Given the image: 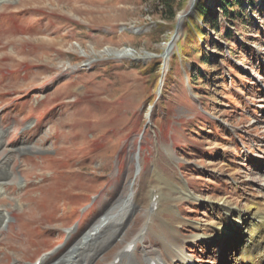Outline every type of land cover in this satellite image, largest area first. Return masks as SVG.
<instances>
[{
    "label": "rangeland",
    "instance_id": "374dc122",
    "mask_svg": "<svg viewBox=\"0 0 264 264\" xmlns=\"http://www.w3.org/2000/svg\"><path fill=\"white\" fill-rule=\"evenodd\" d=\"M177 1L168 22L152 0H0V164L13 174L0 189V264H58L125 209L123 233L101 228L83 264H116L140 236V264H183L174 248L227 264L223 209L264 200V0L231 26L236 39L215 34L208 87L183 59L200 0ZM149 55L164 58L155 88L136 69L151 62H127Z\"/></svg>",
    "mask_w": 264,
    "mask_h": 264
},
{
    "label": "bare ground",
    "instance_id": "6f19581e",
    "mask_svg": "<svg viewBox=\"0 0 264 264\" xmlns=\"http://www.w3.org/2000/svg\"><path fill=\"white\" fill-rule=\"evenodd\" d=\"M154 58H156V56L149 55L148 57L141 59H138L136 57L130 58V61L129 60L127 61L134 63H141V62L144 63ZM5 137L6 134L0 132V147ZM9 169L7 162L0 164V189H2L3 192L5 193L12 191L11 187L5 184V182L9 181V179L13 177V174ZM168 187L173 188L172 183L168 182ZM161 192L159 194L157 193L153 194V197L155 196L157 197V195L158 196L160 195L162 199L163 194H161ZM170 192L172 191L170 190ZM159 205L160 202H158L157 200L156 205L154 204L151 210L157 211L158 209V211L161 212L162 210ZM245 208H246L245 211L244 210L241 211L240 208H238V210H234L228 207H225L223 209L226 218L222 222L223 228L220 229V234L218 235V237L222 238L224 237L225 234H228L229 232L231 233L232 241L228 245L225 255L227 264H264V200L261 203L256 204L255 206L248 203ZM3 211L4 210L0 209V230L6 223L5 222L6 212ZM131 215L132 213H130L126 209L122 214L113 213L108 215V217L105 219L104 222L100 223L99 226L94 229V231H92L86 236V238L82 243L76 246L72 250V252L69 253L67 259L61 260V262L58 264H83L82 260L78 259L79 256H77V254H79L84 249L92 246V242L96 241L100 229L103 228L105 225L107 226V224L115 222L118 232L113 236L110 235L112 236V241H114L126 229ZM114 227L115 226H113V228ZM142 240L143 239L141 236L138 237L133 243L134 245L133 249L130 248L127 250V252L123 251L119 253L116 258L118 263L116 264H120L123 258H128L130 264H140L136 256L133 254V252H136V249L138 247V242L139 241L142 242ZM169 252L171 253L170 257L174 261L179 260L182 261L183 264H192L193 262L191 258H188L184 254V252H182L178 248L171 249ZM98 253L99 252L97 250L93 255V257L95 258ZM233 259L236 260V263L235 262L232 263ZM145 264H170V263L163 255L160 254L158 256H150V255L146 256Z\"/></svg>",
    "mask_w": 264,
    "mask_h": 264
},
{
    "label": "trees",
    "instance_id": "16d2710c",
    "mask_svg": "<svg viewBox=\"0 0 264 264\" xmlns=\"http://www.w3.org/2000/svg\"><path fill=\"white\" fill-rule=\"evenodd\" d=\"M152 1L156 6L158 5V8H163V11H165L164 19L166 21L172 22L176 19V13L180 11V8H177L180 6L177 0ZM209 1L212 4H209ZM254 2L255 0H200L196 4L194 9L195 15L190 16L185 22V43L188 45V48L183 51L185 54L183 57L184 61L187 63L197 62V64H194L193 71L189 72L194 86L201 87L203 83L207 87L210 83L213 85L211 76L207 74L206 69L207 67L213 69V65L216 64L212 50L223 49L215 34L228 41L234 39L235 36L231 30V26H236V23H239L240 20L244 21V12L247 11V8H253ZM198 59L201 62L197 61ZM177 63H181V59L175 56L171 68L173 67L174 69ZM137 67L136 69L141 73V76L152 78L150 85L152 88H155L160 77L159 73L163 68L162 60H153L148 66H144V68ZM118 71L123 70L110 66L107 74ZM170 83L171 78L166 85L170 86ZM146 101L152 100L150 97H147Z\"/></svg>",
    "mask_w": 264,
    "mask_h": 264
},
{
    "label": "water",
    "instance_id": "95a60500",
    "mask_svg": "<svg viewBox=\"0 0 264 264\" xmlns=\"http://www.w3.org/2000/svg\"><path fill=\"white\" fill-rule=\"evenodd\" d=\"M194 5H195V4L192 5L190 11L188 12L187 15H185V17H188V16L192 13V11H193V9H194ZM180 19H181V17H180Z\"/></svg>",
    "mask_w": 264,
    "mask_h": 264
}]
</instances>
